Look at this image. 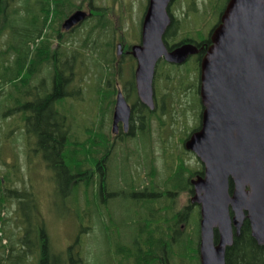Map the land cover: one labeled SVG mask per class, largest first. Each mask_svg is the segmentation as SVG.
<instances>
[{
    "label": "rangeland",
    "instance_id": "1",
    "mask_svg": "<svg viewBox=\"0 0 264 264\" xmlns=\"http://www.w3.org/2000/svg\"><path fill=\"white\" fill-rule=\"evenodd\" d=\"M68 1L75 4V6L83 4V6L87 8V4L86 2H83V0ZM227 1L228 0H216L215 5L213 6L214 8L209 7V0H196L197 4L195 7L188 6L189 0H178L174 6L179 9L177 13L178 17H181L180 15H182L183 12H190V17H185V32L192 34L195 33L194 30H199L201 31V36L206 37V35L210 34L211 28L218 21ZM93 3L98 7H110V14L112 17V19H109L110 29L108 35L110 40H112L113 34H115L116 31L118 38H120L124 33L126 43H137L141 36L144 15L148 8V0H93ZM117 4L119 5V8H117ZM42 6L43 2H40L39 0H10L9 9L6 12L7 15L3 19V24L9 23V25H7L6 28L7 34L4 35L5 39H0V93L2 92L1 99L4 100V102H2L4 106H2V109L0 110V123L4 127L2 128L4 130L0 131V175L4 174L7 170H10L12 174L15 172L18 176L22 174V177L24 176V180H26L25 182L27 185L30 186L31 182L33 191L38 195H36V197L39 200V208L41 210L40 215H38L39 217L37 219L33 217L34 214L33 212L31 214L30 210L28 212V216L25 218L21 217V221H19L23 225L27 224V230L30 231L29 237L32 240H34L33 238L35 236V231H32L33 228L30 227L36 226L37 220H42L45 222L53 248L56 251L66 252L67 248L73 244L78 235H80L82 239L81 254L84 257L86 264H112L114 251L112 250V243L110 242L111 235L109 236L106 233L104 226L100 223V221L102 222V219L99 220V218L96 217L98 215L95 208L93 206L87 207L83 200L80 201L75 196L73 197L71 195L68 197L62 196L60 194L58 182L53 171L50 170V168H48L45 163L40 162L38 158H33V155H30L31 157L28 155V151L25 148V145L28 144V137L22 129L24 119L23 116L19 115L18 113H14L12 115L9 114L8 119H6L5 116V113L9 111L12 105H15L14 109H17L19 106L16 104L18 100H15L17 97V88L23 87V83H20L22 82L20 80L25 77L24 72L21 77L18 78V80L8 79L10 76H16V69L15 66L11 64L12 55H8L6 53L2 54V45H4L3 42H5L7 39H9V42L11 43L21 44L24 47V50L28 55V66L26 69H37L36 71L38 74H40L37 75L36 78L39 79V77H42L47 81H52V74L48 68H43L41 72H39L40 69H38L39 47L41 48L46 43V41L43 39L39 41V39H36L33 36L39 29L40 22H42L41 20L37 23H33V19L35 13L39 12V8ZM205 12H207L209 16H207ZM122 14L125 16V18H119L122 16ZM87 23L88 22L82 24L80 30L78 29L74 36H63L62 39L68 44L70 43L67 47L72 53L74 61L77 60L78 54L82 55L81 61L78 64L73 62L71 64V68L66 70L67 73H70L73 70L74 76L70 78L69 81H71V83L67 88V91L70 94L63 102H61L60 105L61 110L70 115L71 119L74 121V127L76 125L82 126L78 129H83L82 134L85 132V127L90 128L95 126L97 128L101 124V117L98 115L99 106L96 99L97 95L92 93V91L95 90V86L99 85L98 81H101V79L98 80V72L102 69L99 68L100 62L98 60L100 59L97 56L91 57V55L87 54L85 48H81L79 46V44L83 43L85 38L80 34L84 33L85 28L88 26H90V28H92L93 25L96 27L97 21H92L90 19L89 23ZM188 31H191L192 33ZM99 32L100 29L95 30V33ZM94 37L96 38V36H93V38ZM47 38L48 36H44L45 40H47ZM28 41H30L29 44ZM24 43H27L29 47L24 45ZM111 49V54L108 53L107 60L112 58V60L119 59L121 56L116 57L112 46ZM124 53L125 50H123L122 56L126 58L127 56ZM121 60L123 62L118 63L115 69H113V66H111V70L108 72L109 78L114 79L115 74L119 75L120 73L124 81H129V83L133 82L132 71H135V62H132L128 59ZM7 61L11 64L10 70L7 68ZM82 63H84L85 67L80 68V65H83ZM61 64L64 68V59ZM191 64V61H189L181 68L175 67L177 69H174L173 66L171 68L169 66H162L160 64V67L158 68L156 77L157 80L155 79V91H157L160 100L162 99V95L169 92L172 95H175L176 97L173 96L174 99L169 98L167 100L170 101L169 106L171 105V101L174 100V108L176 107L177 111L174 114V119H166L168 127H165V129L159 128L160 122L157 121L156 117H154L156 120H153L152 122V129L155 131L156 137L154 138L153 147L149 154L155 162L154 166L158 169V175L155 177V181L157 183H162L164 178L167 179L168 168L172 167L171 170L173 173L179 172L181 170V165L178 164L179 161L176 160L174 163H172V160L168 157V153L174 155L173 158L182 156L184 166L186 163V166L189 169L194 171L202 170V164L195 154L188 151H186L185 154V150H183L182 147V141L188 137L190 133L189 130H191V128H193L197 122L193 113L188 111L186 116L185 113L183 115L181 114L182 107L189 102V97L186 96L187 94H185V92L184 94L181 93L182 90H180L178 87L179 81L177 78L171 77L175 79H167L170 74L173 75L176 73V71H178L179 74H185L187 67ZM76 70H78V72ZM68 75L70 76V74ZM99 75L104 76L105 73H103L101 70ZM128 93L129 92H127V90L125 92L123 91V95L125 97H128ZM12 101H14V104ZM135 103L130 104L134 106ZM6 104H9V109H6ZM109 110L111 112L109 111L110 113H106L104 121V126L107 133L110 132L112 128L113 106L112 109ZM67 118L68 121H70V118L66 116V120ZM135 144L136 143H134V145ZM123 145H118L115 148L113 153L114 157H112L109 162L110 176L108 183L112 191H119L122 188V184L118 179L119 173L121 172L123 176L128 179L131 185L132 178H134L136 171V163H133L139 159H144L145 157V154L141 153L135 157V154L133 153V147H131L129 150ZM127 151H129V155ZM126 156H128L127 159H125ZM35 158L36 160H34ZM27 159L29 168L25 163ZM13 165H17V170L15 167H12ZM187 178L188 176L185 175V181ZM16 184L19 186V190H24V187L22 186L23 184ZM160 187L161 190L164 188L163 186ZM132 190H134L133 187H131L128 192H125V195L118 194L109 201V204L111 205L110 211L113 212V221H115L110 223L109 228L115 236L120 238L124 243L129 244L131 247H133L135 236L140 228V226H138L139 219L136 214H145V211H143L140 207V203H138L139 197L135 196L131 192ZM191 198L192 195L187 191L178 193L176 196L178 210L191 205ZM77 202H79L80 205ZM160 203L163 202L160 201ZM15 204L16 201H12L9 206H7V213L10 214V218L7 221V223L9 222L10 224L9 227H13V223L16 220L15 215L17 211ZM102 208H104V206H102ZM192 210L194 211L192 216L193 224H189V222L186 224L183 222L181 223V228L183 227L182 230L185 236L186 234H189L190 236V233L194 232L192 237H194V240L197 241L199 238L197 228L198 220H200L199 207L197 205H192ZM6 228H8V225ZM12 229L15 231L17 228L14 227ZM80 232L82 233L80 234ZM20 237L21 235H19L17 239ZM184 255L185 257L181 261L182 264H200L199 253L196 245H193V247L186 250ZM31 262H37V264H39V261L36 258L31 259L29 263Z\"/></svg>",
    "mask_w": 264,
    "mask_h": 264
},
{
    "label": "trees",
    "instance_id": "2",
    "mask_svg": "<svg viewBox=\"0 0 264 264\" xmlns=\"http://www.w3.org/2000/svg\"><path fill=\"white\" fill-rule=\"evenodd\" d=\"M39 1L43 2V6L39 8V12L35 13L33 23H37L41 20L42 22H40V27L33 36L36 39H39V41L43 39L46 41V43L41 48L39 47L38 69H40L39 72L42 71L44 68L43 59L46 58L48 65L47 68L52 74V81H47L45 79L46 90L43 94L41 89L37 87L43 80L41 77H39V79L36 78V76L40 73L38 74L36 71L37 69H26L28 66V55L27 52H25L24 47L21 44L11 43L9 42V39H7L5 42H3L4 45H2V54L6 53L8 55H12V60L10 59L11 64L15 66L16 69V76H10L8 79L18 80V78H20L24 72L25 77L20 80L22 81L20 83H23V87L17 88V97L15 100H18L16 104L19 106L17 109H14L15 105H12L9 109V104H6V109H9V111L5 113V116L6 119L9 118V114L12 115L14 113H18L19 115L23 116L24 119L22 129L28 137V144L25 145L28 155H33V158H38L40 162L45 163L46 166L53 171L58 182L60 194L62 196L70 197L72 195L80 201L83 200L87 207L93 206L98 215L96 217H98L99 220L102 219V222L100 221V223L104 226L105 219H107V214L103 211L104 208H102V206H105L103 193L106 185H109L108 181L105 179L106 175L104 174L102 168L104 161H107L106 156L109 152L107 143H104L105 139H107V134L109 133H107L105 129L104 121L106 113H108L110 111L109 109H112L113 106V103L109 99L110 95L107 96L104 92L105 90H103L102 87L103 83L101 81L105 75H99V72L103 70L105 66H101L100 63L101 67L99 66V68L102 69L100 71L98 70V80L101 79V81H98L99 85L95 86V90L92 91V93L97 95L96 99L99 106L98 115L101 117V124L97 128L95 126L90 128L85 127V132L82 134L83 129L78 130L79 127L81 128L82 126L76 125L74 127V121L71 119L70 115L63 112L60 108L61 102H63L70 94L66 89L67 81L70 79L67 77V75L74 73L73 70V72L71 71L70 73H67L66 70L70 67H58L59 62H62L64 57L69 54L68 47H62V49L54 50L52 48L54 36H48L47 40L41 36L44 28H49V30H51L53 27V24L55 23L53 15L55 8L57 7L58 9H62L68 0ZM9 4L10 0H0V39L2 40L5 39L4 35L7 34L6 28L7 25H9V23L3 24V19L7 15L6 12L9 9ZM101 26L102 23L98 22L97 26H94L95 28L93 27L92 32ZM62 39L63 36L61 40ZM29 43L30 41H28V44ZM62 43L66 45L68 44L63 40ZM28 44L24 43V45L29 47ZM79 46L81 48L87 47V41L84 40L82 44H79ZM81 56L82 55L79 54L77 55L78 61L81 59ZM113 61L114 60H109L105 63L101 60L103 64L110 63V65L113 63ZM11 64L8 61L6 62L7 68L9 70L11 68ZM169 67L172 68L171 65H169ZM173 68L177 69L174 66ZM105 70L109 71L108 68H105ZM76 71L78 72V70ZM199 71V64L197 61H195L187 67L185 74H179V72L176 71L175 74H170L167 77L168 80L177 78L179 81L178 87L180 90H182L181 93L184 94L185 92V94H187L186 96L189 97V105L186 104L182 107L181 114L183 115L185 113L186 116L187 112L189 111L195 115L197 122L196 125L191 128V130H189L190 133L188 136H190L192 132L198 130L201 121L200 116L202 106L199 99ZM106 78L108 81L114 80L110 79L108 75ZM31 90H33L34 93H29ZM38 91H40V96H42V99H39ZM134 91L136 93V88ZM1 96L2 92L0 93V110L2 109V106H4L2 103L4 100L1 99ZM173 96L175 95H172L170 92L164 94V97L159 100V102H157L158 107H156L154 110H151V108L148 106L143 105L140 101L136 102L134 104V114L140 115L143 120L146 118L145 128L148 130L152 127L153 120H156L154 117H156L157 121L160 122L159 128L165 129V127H168L166 119H174V114L177 111L176 107L174 108V100L171 101L170 106V101L167 100L169 98H173ZM29 98L31 99V102L27 103ZM12 102L14 104V101ZM25 108H27V111ZM66 116L70 118V121H68V118L66 120ZM2 128L4 127L0 123V131L4 130ZM186 139H184V142ZM141 141L144 140L142 139ZM135 143V145L138 144L137 142ZM132 144H134V142ZM142 145H145V143ZM143 151L144 152H141V154H145V157L142 160L154 161L150 157V152L146 153V151L149 150H145V147H143ZM173 156L174 155L168 153V157L172 160V163H174L176 160L179 161L178 164L181 165V170L178 173H173L167 179L164 178L162 183H157L155 180L153 181V183L156 185L155 187L157 188L156 191L161 190L160 186H163V189L168 190V193H170V191L172 193L173 191V195L170 193L168 196H166V191L162 190V192L159 191V193H161L163 196H153L151 201L144 200L143 198H140L138 201L143 211H152L153 213L150 216L147 215L146 211L144 215H140V213L136 214L139 219L138 226L148 224L147 226H149L151 229V232L146 230L149 233H144L139 228V230L144 234L141 238L142 240L140 241L142 243L141 246L138 245L137 240L140 238L138 237L135 240L137 243L135 250L134 245L133 247H130L131 249H128L123 245L120 247L119 244L114 243L113 238L115 235L112 234L113 232L110 230L112 238L111 242L114 245L116 254H119L120 252V254L124 255L125 258L120 260V264H162V260L164 259L165 261L166 248H168L171 257L170 264H179V262L182 264L181 261L185 257L184 254L186 250L193 247V245H196L198 250L199 238L197 241L194 240V237H192L194 232L190 233V236L189 234H186L185 236L182 230L183 227L181 228V223L183 222L186 224L188 222L189 224H193L192 216L194 211L192 210V205L178 210L176 196L178 194L177 190L181 189V182L183 183L184 189L186 190V188L189 187L190 178H193L198 173L202 175L203 172L200 170L194 171L189 169L186 166V163L184 169L183 165L181 164L183 157L181 156L178 158H173ZM36 158L34 160H36ZM109 158L111 159L112 157ZM127 158L128 156H126L125 159ZM12 167H15L17 170V165H13ZM92 168H94L93 174H91ZM155 170L156 175H158L157 167H155ZM185 175L188 176L186 181ZM20 177L22 178V174L18 176L15 172L12 174L10 170H7L4 174L0 175V264H24V259L29 256L28 253L34 252L35 250L40 253V264H86L84 257L81 254L82 239L80 235H78L75 242L67 248L66 252H59L53 248L48 229L46 228L45 222L42 220L36 221L37 225L35 227L34 240L29 237L28 233H24L23 235L22 231L18 228V230L15 229L14 231L11 227H9L10 224L9 222L7 223L9 220L7 217V206H9L12 201L16 200V202H18L20 205V211L23 213V211H25V200L30 198L26 194V189L19 190V186L16 184L19 183L22 185L24 183V176L22 179H19ZM23 185L25 186V183ZM129 186L133 187V183H131V185L129 184ZM24 198L26 199L24 200ZM160 201L163 203H160ZM35 218L37 219V217ZM109 219L111 223L115 222L113 221L114 215L112 211H110ZM7 225L8 228H6ZM197 228L199 233V220L197 223ZM169 230L173 235L170 242L169 239H167L166 234ZM81 233L82 232H80V234ZM18 234L21 235L19 239H17L19 236ZM144 237H146V239H144ZM21 241L22 243H20ZM117 257H119V255H116V258ZM226 263L264 264V245H259L254 240L251 235V229L248 221L245 222L241 235L236 237L233 245L227 249Z\"/></svg>",
    "mask_w": 264,
    "mask_h": 264
},
{
    "label": "water",
    "instance_id": "3",
    "mask_svg": "<svg viewBox=\"0 0 264 264\" xmlns=\"http://www.w3.org/2000/svg\"><path fill=\"white\" fill-rule=\"evenodd\" d=\"M170 1L150 0L142 44L133 51L138 97L152 110L158 62L164 57L183 64L198 52L194 45L167 50L163 35ZM86 15L76 11L64 29ZM211 42L200 64L201 127L185 149L204 167L203 176L193 180L191 199L200 206V264H227V249L246 221L254 240L264 245V0H229ZM131 110L120 93L114 131L119 122L129 121Z\"/></svg>",
    "mask_w": 264,
    "mask_h": 264
},
{
    "label": "flooded vegetation",
    "instance_id": "4",
    "mask_svg": "<svg viewBox=\"0 0 264 264\" xmlns=\"http://www.w3.org/2000/svg\"><path fill=\"white\" fill-rule=\"evenodd\" d=\"M178 0H171L168 4L167 7V12L168 15L170 17V23L166 28V31L163 35V42L167 48V50L169 52L174 51L175 49L185 46V45H194L195 47H197L198 52L196 54L190 55L188 60L186 62H184L183 64H175V63H169L165 58L161 59V62H163L164 64L171 65L174 67H178L181 68L182 66H184L185 64H187L189 61H191V63L194 61H197L199 64V69H200V64H201V60L203 58V56L205 55V53L207 52V49L210 47V45L212 44L211 42V36L214 32V30L219 26L220 21H221V17L224 13V10L226 9L229 0L227 1L224 10L221 12L218 21L214 24V26L211 28V32L210 34L205 36H201L202 34H200L201 31L199 30H194L195 33L189 34L187 32H185V17H190V12H183L182 15H180L181 17L177 16V13L179 11V9H177V7H175V3ZM216 0H209V7H213L215 5ZM83 2H86L87 4V8H85L82 5L79 6H75V4H73L72 2L68 1L65 3V6L62 7V9H58L57 7L55 8V11L53 12L54 15V19H55V23L53 24V27L51 28V30H49V28H44L41 36L42 38H44V36H54V42H53V46L52 48L54 50H58V49H62V47H67L69 46V44H63L62 43V36H74L75 32L82 26V24H84L85 22L90 21V19L92 21H97V23H102V26L99 27L97 30L100 29L99 33H95L92 32L94 25L92 26V28L86 27L84 33L80 34L81 36H84V40L87 41V47H85V50L87 51V54L91 55V57H99L102 61H104L106 63L107 60V55L110 52L111 53V46L113 48V52L115 54V56H121L119 59H114L113 63L110 65V63L108 64H103L100 60H98L101 63V66H105L104 69L102 70V72L105 73V76L107 77L108 72L111 70V66H113V69L116 68V66L118 65V63L123 62L121 59L124 60H130L132 62H135L136 66H135V71L137 68V59L134 56V47L135 46H139L142 44V32H141V36L138 39L137 43L132 44V43H126L125 42V38H124V33L121 35L120 38L117 37V32L115 31V34H113L112 40L109 39V27H110V21L109 19H112L111 14H110V7L109 6H96L93 3V0H83ZM150 4V0H148V7ZM197 2L196 0H189L188 2V6H196ZM64 5V4H63ZM113 5V3H112ZM96 6V7H95ZM55 7V6H54ZM117 8H119V5L117 4ZM214 8V7H213ZM58 9V10H57ZM87 9V10H84ZM78 10H82L85 11L87 13L86 18L84 20H82L81 22H79L77 25H75L73 28H71L70 30L64 29L63 25L65 23V21L71 16L73 15L76 11ZM96 11V12H95ZM109 13H108V12ZM147 11L148 8L146 10V13L144 15V20H143V25H144V21L147 15ZM185 11H189V10H185ZM207 16H209V14H207V12H205ZM119 18H125V16L122 14L121 17ZM210 19V18H209ZM118 21V19H117ZM87 23V24H88ZM208 25V24H207ZM51 26V25H50ZM97 26V24H96ZM143 30V28H142ZM179 34V36H178ZM116 35V36H114ZM93 36H96V38ZM83 40V41H84ZM55 43V44H54ZM67 43V42H65ZM127 49V50H126ZM123 50H125V55L127 56L126 58L123 55ZM68 53L65 57H64V67H70L71 68V63L75 62L76 64H78L81 59L78 61H74V57L72 55V53L70 52V50L68 49ZM55 56V55H54ZM193 62V63H194ZM43 63H44V68H47V61L46 59H43ZM83 65H80V68L85 67L84 63H82ZM62 64L61 62H59L58 67H61ZM62 68V67H61ZM105 68H108L109 71H106ZM133 68V66H132ZM122 69V68H120ZM119 71V70H118ZM135 71H132V76H133V82L129 81H124L123 78L121 77V74H115L114 80L113 81H108V79L104 76L103 78V88H104V92L107 96L110 95L109 99L110 101L113 103V114H114V109L117 103V99L120 93L123 94V91L125 92L127 90L128 93V97L127 100L130 103H135V102H139V98H138V93H137V85H136V77H135ZM73 72V71H72ZM121 72V71H120ZM114 75V74H113ZM72 76H74V73H71L70 76L67 75L68 78H71ZM42 78V77H41ZM43 79V78H42ZM121 79V80H119ZM70 80V79H69ZM67 81V87L68 85L71 83V81ZM46 81L45 78L39 83V85L37 86L38 88L41 89L42 93H45L46 90ZM136 88V93L134 91V89ZM34 93L33 90H31L29 93ZM39 93V99H42V96H40V91H38ZM125 97V98H126ZM164 97V95H162V98ZM154 99H155V103H156V107L157 106V102H159L160 98L157 94V91H155L154 94ZM31 99L29 98L27 100V103H30ZM132 106V112L129 118V121L127 123L121 121L117 124L116 129L114 131V127H113V121H112V128L111 131L107 134V139H105V144L107 143V148L109 150L108 155L106 156L107 161H104V164L102 165L104 174L106 175V181H108L109 176H110V168H109V157H114L113 153L115 148L118 145H123L125 148L127 149H131V147H133V153L135 154V157H137L138 155H140L141 152L143 151V147H145V150H149L146 151L147 152H151V149L153 147V141L154 138L156 137V133L155 131L152 129V127L148 130L145 128V122H146V118L143 120V118L138 115V114H134V106L132 104H130ZM27 111V108H25ZM112 114V118H114V115ZM144 126V128H143ZM198 131V130H197ZM144 137V138H143ZM144 141H141V140ZM137 142V145H134L132 143ZM145 145H142L144 144ZM182 147L183 150H185V142L182 141ZM129 152V151H127ZM131 153V152H130ZM31 161V160H30ZM26 166L29 168V164H28V159L26 160ZM136 163V171L134 174V178H132V182L133 183V188L134 190H132L131 192L140 198H143L144 200L147 201H151L153 196H159L161 195V193H159V191L162 192V190L156 191V185L153 183V181L155 180V175H156V170L154 167L155 162L152 160H142L139 159L137 161H135L133 164ZM183 165V168L185 169L184 166V161H182L181 163ZM168 168V167H167ZM172 167L167 169V178L170 177L173 172H172ZM203 171V167L201 172ZM94 172V168L91 169V174H93ZM175 173V172H174ZM178 173V172H176ZM201 176L199 173L195 176L198 177ZM23 178V177H22ZM21 179V178H19ZM119 180L122 184V188L119 191H112L109 187V185H106L105 189H104V193H103V199L105 200L104 203V210L107 214V219H105L104 222V230L106 231V233L110 236V204L109 201L111 198L117 196L118 194H124L125 192H128V190L131 188V186H129V181L128 179L123 176L122 172L119 173ZM193 178H190V183H189V187L186 188V190L184 189L183 183L181 182L180 184V188L179 190H177V193L180 192H185L187 191L188 193H190L192 195V197L195 194V190H194V185H193ZM26 180H24V183ZM23 183V184H24ZM24 187V190L26 189V194L28 195V199L24 198L25 202V211H23V213L20 211V205L18 204V202H16L15 206H16V215H15V221L13 223V227L10 226L11 228H18L19 230L22 231V234L24 235V233H28L30 231L27 230V224L23 225L21 224L19 221H21V217H27L28 216V212L31 210V214L33 212V217H39L38 215H40L41 210L39 208V200L36 197V193L33 191V187L32 184L30 182V186L27 185V183L24 185H22ZM166 191L165 195L168 196L170 193H168V190H164ZM130 192V193H131ZM173 195V191L171 193ZM125 195V194H124ZM164 195V196H165ZM38 196V195H37ZM163 196V195H161ZM192 199V198H191ZM190 199V201H191ZM16 201V200H14ZM31 201V202H30ZM106 207V208H105ZM24 210V209H23ZM103 210V211H104ZM146 211V210H145ZM147 212V211H146ZM152 211L147 212V215H152ZM8 218H10V214H8L7 216ZM146 225V226H145ZM148 224H143V226H140V229L142 232L144 233H149L151 232V229L149 228V226H147ZM35 227H30L33 228L32 231H35ZM144 227V228H143ZM145 230V231H144ZM149 232H147V231ZM139 230V232L137 233V235L135 236V240L139 238V240H137L138 245L141 246V238L144 235L142 232ZM170 231V230H169ZM167 231V239H169V242L172 240V232ZM169 232V233H168ZM114 234V233H112ZM144 239H146V237H144ZM114 243L119 244L120 247L126 246L128 249H131L129 244H126L122 242V240L120 238H118L117 236H114L113 238ZM133 242L134 245V250L136 249V242ZM218 240V239H217ZM112 241V238L110 240V242ZM108 242V240H107ZM22 243V241L20 242ZM112 243V242H111ZM19 244V243H18ZM109 245V242H108ZM167 247H168V241H167ZM112 250L114 251V256L112 257V264H120V260L121 259H125L124 255H121L120 252L119 254H116V250L114 249V245L112 244ZM165 261L164 259L162 260V264H170V254L168 251V248H166V252H165ZM28 257H26L24 260V264H37V262H31L29 263V261H31V259L36 258L38 259V261L40 260V253H38V251H34V252H29L28 253ZM116 255H119V257L116 258ZM117 261V263H116ZM40 264V263H39Z\"/></svg>",
    "mask_w": 264,
    "mask_h": 264
},
{
    "label": "bare ground",
    "instance_id": "5",
    "mask_svg": "<svg viewBox=\"0 0 264 264\" xmlns=\"http://www.w3.org/2000/svg\"><path fill=\"white\" fill-rule=\"evenodd\" d=\"M43 51H44V49H43ZM47 51V50H46ZM50 54V53H49ZM46 57V56H45ZM46 59V58H45ZM39 140V139H38ZM47 147V146H46ZM75 149V148H74ZM80 150V149H79ZM27 242V241H26ZM30 242V241H29ZM29 242H28V244H29ZM30 245H31V243H30Z\"/></svg>",
    "mask_w": 264,
    "mask_h": 264
}]
</instances>
